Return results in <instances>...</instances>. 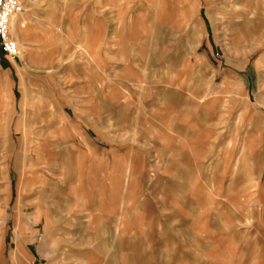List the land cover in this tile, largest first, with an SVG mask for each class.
<instances>
[{
  "label": "rangeland",
  "instance_id": "374dc122",
  "mask_svg": "<svg viewBox=\"0 0 264 264\" xmlns=\"http://www.w3.org/2000/svg\"><path fill=\"white\" fill-rule=\"evenodd\" d=\"M177 1L24 0L0 50V264H264V0Z\"/></svg>",
  "mask_w": 264,
  "mask_h": 264
},
{
  "label": "crops",
  "instance_id": "0c3cea01",
  "mask_svg": "<svg viewBox=\"0 0 264 264\" xmlns=\"http://www.w3.org/2000/svg\"><path fill=\"white\" fill-rule=\"evenodd\" d=\"M27 1H31V0H27ZM177 2H178V5L180 4L181 6H184L185 4H187L188 0H179ZM156 3H157V0H144V3L143 4L140 3V4H141V6H145L147 9H150V8L156 6ZM14 22L15 23L13 25V28H15L17 31H20L22 29L23 22L22 21H19L17 18L15 19ZM130 24L131 23H129V25ZM87 53L89 55V61L87 62V65L91 68V70L89 71L90 73H89L88 76H89L90 79H94V78H97V76H98L97 74H95L92 71L93 68H94V66L97 67V64L99 63L98 51L97 52H92V53L90 51H88ZM124 55L125 56H124V60H123V68L125 69L124 70L125 71V75H128L129 76V75L133 74V75L136 76L137 75L136 74L137 72H134L133 71L132 67H130V64H128V62H127V56H126V54H124ZM122 86H123V84H122ZM115 98H117L116 95H113V99H115ZM41 103H43V105H41V107L38 108V112H39L38 115H39V119H40L39 120V123L41 125L39 126L38 129H39V131H43L44 132V136L45 137L41 141L42 145L47 146V144H49L48 139L50 138V136L53 133V132L50 133V132H47V131L50 128H53V125H52L53 123H52V120L51 119H52V116H53V110L52 109L54 108V105H53L54 103H53V101L51 99L50 100H47V101L46 100H44V101L42 100ZM4 108H6V105L2 101H0V111H2ZM208 115L211 117L212 114L211 115L208 114ZM60 120H61L60 122H62V124H63V126H62V128H63L64 127V124H66V122H65L64 118H62V116H60ZM252 128L253 129L258 128V123L257 122L256 123H252ZM39 146H41V144L38 145V147ZM213 147H215V145H213ZM46 153L49 154L50 151L47 150ZM43 154H41L40 156H38V159L39 160L43 158V156H44ZM51 154L54 155L55 154L54 151H52ZM47 166L49 167V164L48 163H47ZM213 168H215V169L217 168L216 167V164H214ZM238 168H237V170H238ZM211 187H212L213 190L219 189L217 187V185L215 187V183L212 184ZM58 194L60 195L59 192H58ZM54 198L55 199H54V202H53L54 203V209L53 210L58 211V212L59 211H62V205H61L62 203H61V201L59 200V198L57 196H55ZM17 206H19V204L17 205V202H16L15 203V207L17 208ZM94 219H98V218L95 217ZM152 222H153V218L150 220V222H148V227H146L147 228L146 232L148 233L149 236L150 235H153L154 232H155L154 229H151V228H153V226L155 227V224L153 225ZM123 231L128 232V230L126 229V227H125V230H123ZM55 236H56V233L53 234V237H55Z\"/></svg>",
  "mask_w": 264,
  "mask_h": 264
},
{
  "label": "built area",
  "instance_id": "2783aa9c",
  "mask_svg": "<svg viewBox=\"0 0 264 264\" xmlns=\"http://www.w3.org/2000/svg\"><path fill=\"white\" fill-rule=\"evenodd\" d=\"M23 3L24 0H0V50L9 58L19 54L18 44L11 37L10 23L23 11Z\"/></svg>",
  "mask_w": 264,
  "mask_h": 264
},
{
  "label": "bare ground",
  "instance_id": "6f19581e",
  "mask_svg": "<svg viewBox=\"0 0 264 264\" xmlns=\"http://www.w3.org/2000/svg\"><path fill=\"white\" fill-rule=\"evenodd\" d=\"M17 18V16L16 17H13L12 19H11V23H10V27H12L13 28V25H14V21H15V19ZM11 31V30H10Z\"/></svg>",
  "mask_w": 264,
  "mask_h": 264
}]
</instances>
